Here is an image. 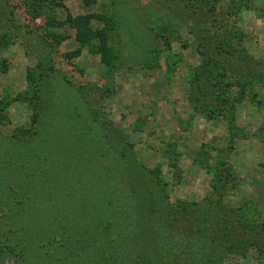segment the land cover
I'll list each match as a JSON object with an SVG mask.
<instances>
[{"label": "rangeland", "instance_id": "1", "mask_svg": "<svg viewBox=\"0 0 264 264\" xmlns=\"http://www.w3.org/2000/svg\"><path fill=\"white\" fill-rule=\"evenodd\" d=\"M33 1L0 0V156L71 146L122 211L102 264H264V0ZM232 2L247 38L227 48L202 13ZM94 14L105 51L70 24Z\"/></svg>", "mask_w": 264, "mask_h": 264}, {"label": "trees", "instance_id": "2", "mask_svg": "<svg viewBox=\"0 0 264 264\" xmlns=\"http://www.w3.org/2000/svg\"><path fill=\"white\" fill-rule=\"evenodd\" d=\"M65 1L34 0L32 8L33 4L40 3L55 7ZM233 3L223 14L213 10L202 13L203 25L225 33L223 39L229 45L227 48L247 38L237 24L240 6ZM35 9L34 17H39L40 8ZM103 16H69L71 26L77 29V41L90 45L99 40L105 51L113 29ZM93 19L105 22L103 27L94 29ZM96 50L99 52L100 48H94L93 52ZM220 103L230 105L227 98ZM7 108V104L0 101V125L7 120ZM18 141L19 137L13 144H20ZM69 153L73 157L70 145L64 151H45L28 160L13 149L10 155L1 154L4 157L0 156V264H102L109 261L110 255L107 257L106 246H102L101 241L108 234L104 233L105 229L115 227L122 211L112 204L106 205L107 200L103 201L102 197L99 202L90 198L85 191L87 184L80 180Z\"/></svg>", "mask_w": 264, "mask_h": 264}]
</instances>
